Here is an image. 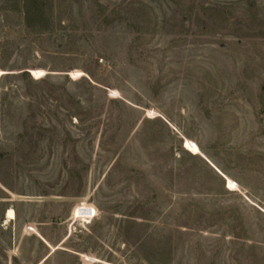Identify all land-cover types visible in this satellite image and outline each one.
Instances as JSON below:
<instances>
[{"label": "rangeland", "instance_id": "rangeland-1", "mask_svg": "<svg viewBox=\"0 0 264 264\" xmlns=\"http://www.w3.org/2000/svg\"><path fill=\"white\" fill-rule=\"evenodd\" d=\"M0 264H264V0H0Z\"/></svg>", "mask_w": 264, "mask_h": 264}]
</instances>
